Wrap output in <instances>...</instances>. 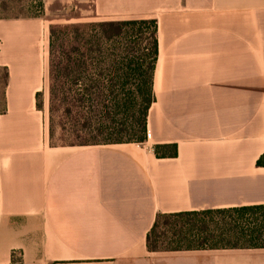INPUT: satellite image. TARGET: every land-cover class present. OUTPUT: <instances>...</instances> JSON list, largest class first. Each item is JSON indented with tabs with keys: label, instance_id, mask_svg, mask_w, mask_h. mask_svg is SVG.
<instances>
[{
	"label": "crops",
	"instance_id": "0c3cea01",
	"mask_svg": "<svg viewBox=\"0 0 264 264\" xmlns=\"http://www.w3.org/2000/svg\"><path fill=\"white\" fill-rule=\"evenodd\" d=\"M43 4L0 19V264H264V248H147L159 214L264 205V0ZM134 20L158 24L147 141L52 144L51 26Z\"/></svg>",
	"mask_w": 264,
	"mask_h": 264
},
{
	"label": "trees",
	"instance_id": "16d2710c",
	"mask_svg": "<svg viewBox=\"0 0 264 264\" xmlns=\"http://www.w3.org/2000/svg\"><path fill=\"white\" fill-rule=\"evenodd\" d=\"M157 60L156 20L52 25L50 139L58 128L75 138H89L70 145L145 143ZM155 153L177 155V146H156ZM147 248H264V205L159 214L147 235ZM11 264H24L21 252H12Z\"/></svg>",
	"mask_w": 264,
	"mask_h": 264
},
{
	"label": "rangeland",
	"instance_id": "374dc122",
	"mask_svg": "<svg viewBox=\"0 0 264 264\" xmlns=\"http://www.w3.org/2000/svg\"><path fill=\"white\" fill-rule=\"evenodd\" d=\"M40 5V0H4V4L0 2V18L39 17L43 15V9ZM55 25L65 24L59 23ZM5 77L6 73L0 70V96L2 95ZM2 105L3 102L0 99V108ZM82 136L83 138H75L71 133H64L57 128L54 137L50 141L52 144H82L89 140L85 134Z\"/></svg>",
	"mask_w": 264,
	"mask_h": 264
}]
</instances>
